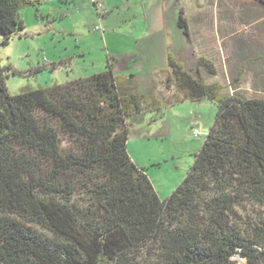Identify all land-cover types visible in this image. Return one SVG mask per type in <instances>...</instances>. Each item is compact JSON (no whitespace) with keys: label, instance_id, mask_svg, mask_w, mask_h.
<instances>
[{"label":"trees","instance_id":"trees-1","mask_svg":"<svg viewBox=\"0 0 264 264\" xmlns=\"http://www.w3.org/2000/svg\"><path fill=\"white\" fill-rule=\"evenodd\" d=\"M44 3L0 0L5 45L26 29L21 11ZM177 27L189 37L183 13ZM116 64L108 55L102 73L12 96L0 58V264H264V99L205 82L201 70L217 74L205 58L190 72L168 55L167 100ZM205 99L214 125L162 200L129 155L131 121Z\"/></svg>","mask_w":264,"mask_h":264},{"label":"rangeland","instance_id":"rangeland-1","mask_svg":"<svg viewBox=\"0 0 264 264\" xmlns=\"http://www.w3.org/2000/svg\"><path fill=\"white\" fill-rule=\"evenodd\" d=\"M181 13L189 37L174 23ZM21 18L23 32L7 45L0 38L1 65L12 96L102 73L111 55L118 62L115 74L127 84L172 99L174 90L164 85L167 55L178 46L181 52L174 54L190 72L200 58L212 62L216 76L201 70L208 84L264 99V12L258 0H45L39 8L21 11ZM217 113L218 105L208 99L183 101L131 121L128 151L134 163L175 150L183 166L179 172H187L179 180L169 164L162 171L158 166L146 170L162 200L187 177ZM156 127L172 129V136L144 141L151 129L158 132ZM234 261L246 264L240 256Z\"/></svg>","mask_w":264,"mask_h":264},{"label":"crops","instance_id":"crops-1","mask_svg":"<svg viewBox=\"0 0 264 264\" xmlns=\"http://www.w3.org/2000/svg\"><path fill=\"white\" fill-rule=\"evenodd\" d=\"M162 14H163V25H164L165 24V18H166V10L165 9H163V13ZM173 16L176 17V15H173ZM174 23L177 26V20L175 18H174ZM188 49H186V51ZM178 52H181V51L178 50V46H177V49L174 50V53H178ZM174 53L172 52L170 54L173 55L179 62H182V60L180 58H178L176 56V54H174ZM168 55H167V63H168ZM117 69H118V67H117V64H116L115 73H116V70ZM156 128L158 129V127H156ZM151 130H152V134H150V138H145V140L142 139V141L143 140L144 141L148 140V141H157V142H159L161 140H165L167 138V136H172V129H168L169 132H167V129H165V127H161V128H159L157 130L158 132H156V133H155V131H153V129H151ZM170 156H171V158H170ZM178 159L179 158L177 156L176 151L173 150L171 152V155L170 154H164L163 152H161L158 155L156 154L155 156H152V158H150V160H147L146 162H142V163L135 162V164L139 168L145 169V170H148L150 167H153V166H158L159 168H161V171L165 167L164 166L165 164H169L172 172L174 171V173L177 174V175H174V178L180 180V178H182V176L186 175L187 172H183V173H180L179 172L180 171V168L183 167V166L182 165H179ZM150 169L148 170L149 172H150ZM149 178L151 179V182H152V177H151L150 174H149Z\"/></svg>","mask_w":264,"mask_h":264},{"label":"built area","instance_id":"built-area-1","mask_svg":"<svg viewBox=\"0 0 264 264\" xmlns=\"http://www.w3.org/2000/svg\"><path fill=\"white\" fill-rule=\"evenodd\" d=\"M194 135H195L196 137H199V136L201 135V132H200L199 130H196V131L194 132Z\"/></svg>","mask_w":264,"mask_h":264}]
</instances>
